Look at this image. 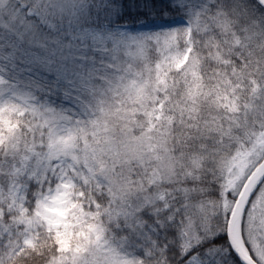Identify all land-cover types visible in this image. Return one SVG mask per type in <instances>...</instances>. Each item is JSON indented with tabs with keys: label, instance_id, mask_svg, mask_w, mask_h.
Here are the masks:
<instances>
[{
	"label": "trees",
	"instance_id": "trees-1",
	"mask_svg": "<svg viewBox=\"0 0 264 264\" xmlns=\"http://www.w3.org/2000/svg\"><path fill=\"white\" fill-rule=\"evenodd\" d=\"M212 3L135 0L141 12L128 24L188 22L191 46L179 68L160 70L162 50L151 37L114 36L75 90L57 95L38 72L23 74L19 55H0V223L13 222L16 183L26 215L60 183L69 184L72 204L55 227L0 231V264H94L97 240L124 264H192L182 257L193 249L201 264L205 249L209 264H242L226 229L264 158V8ZM165 28L182 50L184 27ZM56 138L64 149L39 173L20 176L25 158ZM258 228L264 235V178L240 224L247 252L262 264L252 243Z\"/></svg>",
	"mask_w": 264,
	"mask_h": 264
},
{
	"label": "snow or ice",
	"instance_id": "snow-or-ice-1",
	"mask_svg": "<svg viewBox=\"0 0 264 264\" xmlns=\"http://www.w3.org/2000/svg\"><path fill=\"white\" fill-rule=\"evenodd\" d=\"M134 2L0 0V55L4 52L19 55L17 63L23 74L38 72L44 82L55 85L57 95H62L59 90L63 87L74 91L81 70L95 65L98 57L103 59L115 42L114 32L128 28L126 18L141 12L133 10ZM216 2L213 0L210 7H215ZM257 2L264 7V0ZM26 59L31 62H25ZM33 64L39 67L33 68ZM192 252L182 259L191 256L195 260L199 253L192 255ZM204 256L208 260L202 264H209L210 249H205Z\"/></svg>",
	"mask_w": 264,
	"mask_h": 264
},
{
	"label": "rangeland",
	"instance_id": "rangeland-1",
	"mask_svg": "<svg viewBox=\"0 0 264 264\" xmlns=\"http://www.w3.org/2000/svg\"><path fill=\"white\" fill-rule=\"evenodd\" d=\"M181 21V26L184 27L183 41L185 47L182 50L176 48L179 38L175 33H169L163 25L166 22H141L129 23L128 28L120 29L114 32V36L120 37L123 40L137 41L145 37H151L158 41L162 50V60L160 70L164 71L169 68L181 67L187 59L188 52L191 46L189 24L184 19L172 20L169 23ZM168 23V22H167ZM134 25V26H133ZM66 142L56 138L50 141L48 147L42 153H33L25 158L23 167L21 168V175L39 173L47 163L64 149ZM69 184H57L51 191L43 194L36 205L35 211L31 215H26V209L22 205V191L17 183L12 187L13 198L8 206L9 209L14 210L15 216L10 218L13 220L8 225L0 223V231L8 230V228L16 227V231L29 232L37 225H44L46 227H55L62 223L66 217L67 211L71 208L69 199ZM21 225V227H17ZM12 226V227H11ZM252 243L256 257L262 264H264V235L260 228L253 231ZM95 245L88 243L90 248L93 245L92 261L94 264H124V260L110 249L103 241H95ZM192 264H201L196 257L195 260L190 259Z\"/></svg>",
	"mask_w": 264,
	"mask_h": 264
},
{
	"label": "water",
	"instance_id": "water-1",
	"mask_svg": "<svg viewBox=\"0 0 264 264\" xmlns=\"http://www.w3.org/2000/svg\"><path fill=\"white\" fill-rule=\"evenodd\" d=\"M255 1L257 2V0ZM178 24H181V21L165 23L163 27H171ZM263 178L264 158L257 164V166L245 179L228 217L226 235L233 252L242 264H258L250 257L245 248L241 237L240 224L246 204L252 196L254 189Z\"/></svg>",
	"mask_w": 264,
	"mask_h": 264
}]
</instances>
